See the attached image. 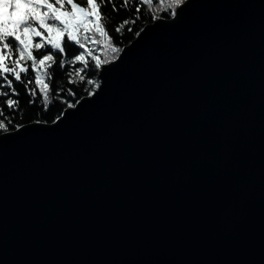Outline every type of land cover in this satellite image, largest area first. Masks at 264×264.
<instances>
[{"label":"water","instance_id":"obj_1","mask_svg":"<svg viewBox=\"0 0 264 264\" xmlns=\"http://www.w3.org/2000/svg\"><path fill=\"white\" fill-rule=\"evenodd\" d=\"M174 10L0 132V264H264V0Z\"/></svg>","mask_w":264,"mask_h":264},{"label":"snow or ice","instance_id":"obj_2","mask_svg":"<svg viewBox=\"0 0 264 264\" xmlns=\"http://www.w3.org/2000/svg\"><path fill=\"white\" fill-rule=\"evenodd\" d=\"M144 2L151 4L152 0H144ZM184 2L185 0H170L169 7L179 6ZM106 3H111V0H100V2H97V0H80L79 3L76 0H55V4L59 7H54L50 0H39V2L38 0H0V9L7 8L9 10L7 13L0 12V77H3L11 89V93L15 94L16 88L12 87L13 80L5 74L11 73L16 81H21V73L28 72V67H17V65L30 61V67L35 72V85L43 95L44 106L47 107L50 103V83L53 75L50 69L57 64V55L62 57L59 60V67L61 68L65 64L74 66L77 62L83 65V67H74L73 69L75 76L81 81L85 79L81 73L88 68L89 57L95 62L96 69H99L102 64L108 63L107 59L101 60L98 56L93 55L91 48L86 47L85 42L90 39L97 44L103 42V50L115 59V54L119 53L121 49L113 44V35L108 31V24L113 22V18L107 15V11L104 13V22H102L101 9ZM127 3L128 0H124V6ZM21 4L25 5L27 10L23 12L20 19L4 18L5 16L10 17ZM65 4L70 5L71 10L61 13V9L65 8ZM82 4L85 6H81ZM111 9L116 12L119 11L115 3H111ZM39 11L44 12V15H38L37 12ZM176 14L173 9L172 15L175 16ZM48 21H52V23L49 24ZM128 23V20L119 23L114 28V33H120ZM9 25L12 27H9ZM36 25H39V29ZM48 29H52V32L45 35L44 33ZM88 33H91L92 37H89ZM26 34H30V36ZM65 36L68 42H74L79 45L80 49H83V51L73 55L71 59L63 58L66 55ZM36 37H40V41L31 43V39ZM96 37L99 39H95ZM13 45H15V51L19 55L12 61V66H9L7 58L13 53ZM48 45L51 47L46 53L38 52L39 58L33 55V50L46 49ZM72 74L69 73V76H72ZM69 82L75 83L76 81L70 79ZM28 83L31 84L32 81L29 80ZM87 83L99 87L95 80L89 79ZM28 91L33 97L37 94L35 87L29 88ZM69 92L71 93L70 89ZM89 95H92V93L90 92ZM0 97H6L5 103L8 109L18 106L19 101L13 99L8 91H0ZM69 107H75V105L70 104ZM0 116H3L2 108H0ZM0 129L8 130L4 119H0Z\"/></svg>","mask_w":264,"mask_h":264},{"label":"trees","instance_id":"obj_3","mask_svg":"<svg viewBox=\"0 0 264 264\" xmlns=\"http://www.w3.org/2000/svg\"><path fill=\"white\" fill-rule=\"evenodd\" d=\"M50 2L54 4V7H59V5L55 4V0H50ZM76 2L79 3L80 0H76ZM97 2H100V0H97ZM111 3L116 4L119 9L118 12L111 9ZM111 3H106L102 6V22H104V13L107 11V15L113 18V22L108 24V31L113 35V44L120 49L135 37L145 23L151 22L158 17H171L173 9L177 7H169L170 0H152L151 4L145 3L144 0H128L126 6H124V0H111ZM81 6L85 5L82 4ZM25 10H27L26 6L22 4V7L18 8L16 12H13L10 17L5 16L4 18L11 20L20 19ZM66 10H71L70 5L65 4V8L61 9V13ZM8 11L7 8L0 9V12L7 13ZM37 14L43 16L44 12L39 11ZM124 20H128L129 23L125 25V28L120 33H114V28ZM48 23L51 24L52 21H48ZM9 27L12 26L9 25ZM36 27L39 29V25H36ZM50 32H52V29H48L44 34L47 35ZM87 35L92 37L91 33H88ZM36 39H40V37H36ZM95 39L99 38L96 37ZM64 41L66 55L63 58L71 59L73 55L78 54L79 51H83V49L79 48V45H76L74 42H68L66 36L64 37ZM85 43L87 48L92 49L93 55L98 56L101 60L107 59L109 62L113 59L111 54H108L103 50V42L97 44L90 39ZM50 47L51 46L48 45L46 49L33 50V55H36L37 58H39L38 52L46 53ZM3 51L6 52L7 50ZM117 54H115V56H117ZM18 55L19 53L15 51V45H13V53L7 58L9 66H12V61L16 59ZM61 58L60 55H57V64L53 65V68L50 69L53 75L50 83V103L47 107L44 106L43 95L35 85V72L30 67V61L17 65V67H28V72L21 73V81H16L11 73L5 74L9 79L13 80L12 87L16 88L15 94L11 93V89L4 81L3 77H0V91H8L13 99L19 101L16 108L8 109L7 104L5 103L6 97H0V108L3 109V116H0V119H4L8 130L15 129L22 124L32 121L52 122L62 113L64 108L70 104L73 105L80 97L88 95L90 92L92 93L96 88V85H90L87 83V80L89 79L95 80L98 83L97 73L99 69L95 68V62L91 60V57L88 58V68L81 73V75H84L85 77L83 81L79 80L73 72L74 67H83V65L77 62L74 66L65 64V66L61 68L59 67V60ZM69 73H73L72 76H69ZM70 79H74L76 82L70 83ZM29 80L32 81L31 84L28 83ZM33 87L36 88L37 93L34 97L28 91L29 88ZM69 89L71 90V93L69 92ZM2 131L5 130L0 129V132Z\"/></svg>","mask_w":264,"mask_h":264},{"label":"rangeland","instance_id":"obj_4","mask_svg":"<svg viewBox=\"0 0 264 264\" xmlns=\"http://www.w3.org/2000/svg\"><path fill=\"white\" fill-rule=\"evenodd\" d=\"M21 7H22V4L18 8H21ZM26 35L30 36V34H26ZM39 41H40V39H36V38L31 39V43H38Z\"/></svg>","mask_w":264,"mask_h":264}]
</instances>
